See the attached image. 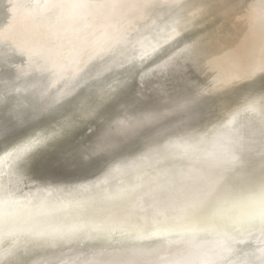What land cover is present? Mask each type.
<instances>
[{
  "label": "rangeland",
  "instance_id": "1",
  "mask_svg": "<svg viewBox=\"0 0 264 264\" xmlns=\"http://www.w3.org/2000/svg\"><path fill=\"white\" fill-rule=\"evenodd\" d=\"M111 5L112 0H0V26H4V29L7 27V30H20V42L24 46V52L20 53L22 55L12 52L10 57L5 56L7 59H0V72L10 77L3 87L30 84L32 89L22 98H15L16 100H39L42 104L51 103L55 106L53 115L47 116L42 121V127L37 128L38 132L47 137L46 141L30 154L31 157H39L33 165L39 170L37 173L47 171L48 182L52 185L63 179L71 180L80 186L78 192L87 186L85 177H91V183L94 176L104 172L108 165L118 166L124 163L133 169L140 166H136L135 162H125L133 142L118 139L116 143L99 149L97 145L100 143L97 142L101 130L96 132L92 122L81 129L82 143L74 152L64 149L58 153L47 154L44 146L49 140L63 133L70 118L79 113L83 104H94L91 90L104 80L106 82L99 86H104L113 102L122 99L129 89L131 95L123 103L130 105L134 99H138L135 95L140 88L142 96L139 99L142 101L144 98L151 104L156 102L162 106L166 105L169 96H173V90L170 95L169 86L155 87L156 78L152 76L146 77L143 82L140 81L137 76H140L144 69L134 64L138 59L158 60L148 56L152 51L162 49L166 43L160 46L161 43L153 42L155 44L149 47L150 43L155 37L176 25L174 30L167 34V42L177 36L179 29L188 28L199 35L201 43L206 46L209 44V48L210 42L217 44L218 41V44H221L220 50H209L203 57L211 64H219L218 71L202 80L201 77L195 78L199 83L194 90L198 89V94L201 92L200 96H204L198 99L200 102L196 101L199 103L198 109H201L203 99L204 105L214 106L207 109V112L210 109L211 111L206 120L186 129L180 139L169 143L168 150L146 162L150 163L152 172L171 164L177 154L176 147L190 139L193 145L185 152L182 164L187 162L190 151H200L202 158H205L213 151L220 150L215 151L218 154L213 176L220 178L219 183L209 196L206 195L205 184L198 187L196 181L191 178V186L200 194L195 201L191 200L182 207L167 210L155 206L151 219L137 221L131 225L127 222L128 215L122 214L112 220L111 213L107 212L102 204L93 203L102 198V195H99L101 190L91 194L78 208L65 214L44 213L40 209L20 213L16 208L0 207V243L15 248L27 242L39 245L60 241L67 252L87 254L97 252L101 246L114 253L129 252L128 246L145 241L150 245L154 258L148 257L151 250L143 253V259L140 257L136 262H131L130 258L123 261L111 255L89 254L76 255L68 264H80L91 257L100 264H138L140 261L139 264L166 263H162L161 258L170 263L169 259L175 258L173 255L176 248H180L181 252L192 249L190 239L196 229L208 234L217 233L224 228L225 215L231 216L235 210L240 209L238 216H244L245 202L251 198L258 199L259 192L251 179L258 178L264 168V151L260 145L250 147L249 138L255 130L264 133V118L260 115V108L264 103L261 101L264 82H251L245 90L235 92L231 97L222 100H219L220 96L216 91L222 83L229 81V77L246 78L255 70L254 66L260 59L264 41V0H119V6ZM53 18L52 22H47ZM61 18H66L67 21L61 22ZM247 18L250 21H247ZM43 23L45 26L50 23L52 27L46 35L44 31L43 34L39 33ZM5 30L2 33L6 32ZM251 41L255 43L252 44ZM6 43V37L0 39V47H4ZM238 44L241 46L239 52L236 48ZM245 51L248 56L244 57ZM243 58L247 60L243 61ZM21 59L23 61L19 62ZM25 66L30 67V76L22 71ZM120 83H123L122 88L114 91V86ZM73 92L77 96L83 95V98L71 103L69 100L74 95L68 96ZM160 93L162 96L158 98ZM193 94L187 97L196 99L198 94L195 93L196 97ZM148 95L152 97L148 98ZM251 108H255V111L250 110ZM120 109L117 104L116 112L119 113ZM191 112L196 111L190 106L187 115ZM233 112L236 118L230 119ZM117 115L112 114L110 117L113 119ZM108 122L103 121L104 129L108 128ZM153 134L159 136L160 130L156 129ZM219 135L221 138L216 139L215 136ZM207 145H213L215 150L212 147L205 149ZM84 155L88 156L87 163L81 161ZM19 159L21 158L7 147L6 141L0 139V177L6 175L11 165ZM224 159L234 161V169L231 172H225L217 166L219 161ZM73 160L78 161L76 166ZM84 163L86 167L79 169V164ZM182 164H178V167H183ZM201 165H193L187 171H191L194 177L200 173V168L205 167L203 163ZM140 181L143 182L144 178ZM139 202L141 204L134 207L138 219L144 213L140 212L148 208L145 200L140 199ZM256 202H252L255 205L253 209L257 206ZM152 205H155L154 202ZM254 213L255 211L252 214ZM32 216L36 219H31ZM233 219L228 222L229 230L235 231L241 223H247L250 225L247 233L252 235L256 232L255 222ZM98 232H101L100 238L95 241L93 236ZM221 246L224 244L220 240L212 243L207 262L217 264V259L228 254L229 248L218 252ZM36 259L37 256L28 260H31L30 264H34ZM59 263L65 264V260L62 259Z\"/></svg>",
  "mask_w": 264,
  "mask_h": 264
},
{
  "label": "bare ground",
  "instance_id": "2",
  "mask_svg": "<svg viewBox=\"0 0 264 264\" xmlns=\"http://www.w3.org/2000/svg\"><path fill=\"white\" fill-rule=\"evenodd\" d=\"M89 1L90 0H87V2ZM249 18H247V21H250ZM61 19V22L67 21L66 18ZM53 20L54 18L47 20V22H52ZM247 21L245 22L246 24ZM44 23L39 33H44V35H46L49 29L52 27L50 26V23L47 26H45ZM175 26L176 25H174V28ZM174 28H171V30L165 32L159 37H155V39H153V41L150 43L149 47L153 46L155 43H161L160 46L166 43L162 49L158 51H152V54L148 56V58L151 57L150 59L158 58V60L147 59L143 61L142 59H138L136 60L134 66H139L140 68L143 67L144 69L140 76H137L140 81L143 82L148 76L155 77V87H157L156 85L169 86L170 91L168 92L170 95L172 92L171 90H173V96L177 95L178 97L176 98H184L193 94V92L198 94L199 90H194V88L198 86L199 83V81L195 80L196 77H201L202 80L204 77L208 78L210 75H213L218 71L219 64H211L210 62L204 60L203 57L204 54L209 52V50H220L221 44H218L217 41V44L214 42L216 45L215 46L210 42L211 48H209V44L206 46L204 43H201L199 35L196 33L194 34L192 32L193 30L188 28H185L184 30L183 28L179 29L177 36L172 38L171 42H167L166 36L167 34L171 33ZM5 29L4 26L3 28L0 26V34L4 30L6 31L0 35V39L6 37L8 42L4 47H0V59H7L10 57L9 55L12 52L22 55L20 53L24 52V46L20 42V30L13 31L17 30L16 28L13 30H7V27ZM42 31L44 32L42 33ZM251 43L253 44L255 42L251 41ZM236 48L238 52L241 50V46H239V44ZM5 56H7V58H5ZM245 56H248L246 51L244 52V57ZM243 59V61L247 60H245V58ZM22 61V59L19 60V62ZM193 68L194 70H192ZM254 68L255 70L251 72L246 78L243 77L240 79H235L229 77V81L222 83V86L216 91L220 96L219 100L229 98L235 94V92H241L245 90L247 85L251 82L256 83L259 81L261 82L262 80V83L264 82V41L260 59L258 60V63L255 64ZM28 70H30L29 66H25L22 69L26 75L30 76ZM9 78V75H5L3 72H0V96H7L8 98H22L24 94L28 93L29 90L32 89L31 85L26 83L14 85L13 87H3L4 83ZM103 82H106V80ZM103 82H100L99 85H101ZM99 85L91 90L93 92L92 97L94 99V104H83L79 113L70 118L69 124L63 133L60 136L49 140L47 145L44 146V150L47 154L50 152L58 153L64 149L74 152V149L82 143L81 129L87 123L92 122L94 123L96 132L101 130L100 136L98 135L97 142V144L100 143L98 144L99 146L97 145L99 149L106 148V146L116 143L118 139H123L127 142H133L134 145L131 152L128 154V156H126L125 162H135L136 166L139 164L140 166L136 169H133L132 166H125L124 163L119 164L118 166L108 165L104 169V172L102 171L97 175V177L94 176V181L91 183V177H85L84 182L86 181L87 186L83 189V191L77 192V189L80 186L75 185V183H73L71 180L63 179L61 182H57L56 184L52 185L48 182L47 171H44L43 173H37L39 170H37L33 165L39 158L38 155L34 157L30 156L25 159H19L11 165L6 175H2L0 177V207H5L8 209L16 208L20 211V213H27V211L40 209L44 213L57 212L60 214H65L72 209L78 208V206L82 204L91 194L101 190L99 192L101 194L99 195H102V198L94 201L93 203L102 204L107 209V212L111 213L112 220L116 219V217H119L122 214H125L126 216L128 215L126 217L127 222L129 225H131L137 221H148L151 219L156 208L155 206L162 210H167L170 208L174 209L184 206L191 200L195 201L200 196L196 188L191 186L192 181H189L192 178L193 181H196L195 184L198 187H201L205 184V182L200 179L201 177L214 176L216 170V156L218 154V152L215 151L220 150H215L213 145H207L205 147V149L212 147L213 150H215L212 154L202 158V153H200V151H190L191 154L188 155L187 162L182 164L185 158V152L189 151L187 149L193 145V141L188 139L183 144L176 147L177 154L173 162L167 166L165 165L158 168L155 172H152L151 168H149L150 163H147L146 161H149L156 155L168 150L169 143L171 141L178 140L182 137V134L185 132V130L181 129H189L206 120V118L210 115V111L214 105H204L203 100L205 99H203V108L201 107L200 110L198 109V102L191 105V109L195 110V113L191 112L190 115L186 114V116H184V114H178L165 117L144 128L124 131L123 129L126 124V117H131L133 114L150 109L154 106H158L159 104H156V102H154L155 104H151L143 97V101L141 98L139 99V97L142 96L140 88L138 91H136L137 94L135 95V97L138 96V99H134V102H132L133 104L131 103L130 105H127V103H123L125 100L129 99L128 96L131 95L129 94V89L126 90L127 92L124 94L122 99H120L118 102L115 100L113 102V100L108 97V92L105 90L104 86L101 87ZM122 85L123 83L116 84L114 86V91L120 90ZM201 85L203 86V83ZM162 93L165 94L164 92ZM195 93L193 95L196 97ZM200 94L197 95L196 101L200 99ZM71 95L74 96L72 97ZM151 95H148V98ZM160 96H162L161 93L158 95V98ZM68 97H72L71 99L69 98V101L73 103L80 101L83 98V95L77 96L73 92ZM203 97L204 96H202L201 99ZM219 100L216 99V101ZM198 101L200 102L201 100ZM130 102L131 101H128V103ZM116 103L118 104V108H121L118 111L119 113L116 112ZM210 107L211 109L207 112V109ZM112 114L118 115L112 119L110 117ZM234 116L235 113H231L230 119H235L236 117ZM167 119H169V122H167ZM178 119H185L186 124L181 125L180 129H176L174 132H172L173 121ZM104 120L109 121L108 128L105 126V129L102 127ZM156 129L160 130L159 136L153 134V131L155 132ZM144 132L147 133L142 136ZM215 138H221V136H215ZM249 142L251 143L250 147L260 145L264 151V133H262L260 130H255V132H252ZM82 158L83 159H81V161H88V156L85 157L84 155ZM76 163H78V161L75 162V166ZM201 163H203L205 167L200 168V173L193 177L191 171H187V169L196 164L201 165ZM178 164H182L183 167H178ZM79 165V169L86 167L85 163ZM143 178L144 181H140V179ZM140 199L146 201V206H148V208H146V211L140 212V214L143 212L144 213L143 216L139 217L138 219L137 210H134V207L141 204L139 202ZM257 200V198H251L245 202L246 210L244 216H238L239 212H241L240 209L235 210L236 212L231 214V216H229L230 214L225 215L224 228L217 233L208 234L201 229H196V233L190 239V244L192 245V249L190 251L181 252L180 248H176L177 250H174L176 252L173 255L175 258H170V263L168 260L163 258L160 260L162 263L163 261H166V263L164 262L165 264H177V262L184 264L185 261H195L198 262V264H203V262H207L210 258L209 253L212 243L220 240L224 246H221L218 252L223 251L224 248H229L230 250L224 258L221 257L220 259H217V264H241L242 261L246 262V264H264V229H262L258 220L253 219L254 214H252L254 211H256L258 206L257 205L256 208L253 209L252 207L255 205H253L252 202L255 203ZM153 202L155 204L154 206L152 205ZM250 203L252 205H250ZM232 218H239L242 221L250 220L255 222L256 232L252 235H249L247 233V229L250 227V225L247 223H241L239 228H237L235 231L229 230L228 226L230 224L228 222ZM31 219L36 218L32 216ZM100 233L101 232L94 234L93 239L95 241H98L100 238ZM128 247L130 251L124 253H114L106 247L101 246L97 252L81 254L77 251L67 252L66 247L60 241H53L39 245L32 242H27L21 243L15 248L8 247L0 243V264H9L10 261L16 262V264H30L31 260L28 259H31L35 256H37V259L34 261V264H60L59 262L62 259L65 260V264H68L70 260L76 255L89 256V254H91V256L111 255L117 259H122L123 261L124 259L130 258L131 262H133L135 260L138 261V259L142 257V255H144L147 250H151L148 257L150 259L154 258L152 256V249L150 245L145 243V241L135 242ZM88 261H93L94 264H100L99 262H96V259L93 257H91ZM110 261H112V259H110ZM115 261L117 263L119 262L117 260Z\"/></svg>",
  "mask_w": 264,
  "mask_h": 264
},
{
  "label": "snow or ice",
  "instance_id": "3",
  "mask_svg": "<svg viewBox=\"0 0 264 264\" xmlns=\"http://www.w3.org/2000/svg\"><path fill=\"white\" fill-rule=\"evenodd\" d=\"M111 6H119V0H112ZM261 101L264 102V90L261 93ZM195 103L196 99L194 97L176 98L170 96L169 102L166 105L154 106L133 114L131 117H126V124L123 130H136L152 125L165 117L187 114L190 106ZM250 110L255 111V108H251ZM54 111L55 106L51 103L42 104L39 100L24 102L15 98L0 96V139L6 141L7 147L11 148L18 158L29 157L30 154L34 153L46 141L47 137L38 132L37 128L42 127V121L47 116L53 115ZM260 115L264 118V103L261 105ZM185 124V119L173 121L172 132L180 129L181 125ZM217 166L225 172H231L234 169V161L224 159L219 161ZM200 179L205 182L206 195L209 196L215 190L216 184L220 180L219 177L213 178L211 176L201 177ZM251 180L255 189L259 192L258 206L253 219L258 220L262 229H264V168H262L258 178ZM9 264H16V262L10 261ZM71 264H75V262H71ZM80 264H94V262L83 261ZM177 264H180V262H177ZM184 264H198V262L185 261ZM203 264H213V262H203ZM241 264H246V262L242 261Z\"/></svg>",
  "mask_w": 264,
  "mask_h": 264
}]
</instances>
